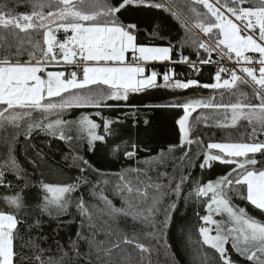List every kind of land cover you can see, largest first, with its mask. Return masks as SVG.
I'll use <instances>...</instances> for the list:
<instances>
[{"label": "snow or ice", "instance_id": "snow-or-ice-1", "mask_svg": "<svg viewBox=\"0 0 264 264\" xmlns=\"http://www.w3.org/2000/svg\"><path fill=\"white\" fill-rule=\"evenodd\" d=\"M152 10L181 20L185 35L173 43L155 17L129 16ZM150 62L171 66L161 73ZM178 65L192 76L176 72ZM207 65L215 66L213 82L192 78ZM161 87L211 89L220 100L128 103L133 94ZM225 92L235 101L225 102ZM125 107L129 112L120 117L103 115ZM161 107L183 109L180 142L141 157L149 151L141 133L152 123L137 114ZM85 108L95 109V117L71 115ZM197 109L212 111L190 119ZM129 113L134 128L143 126L135 139L122 127ZM201 124L243 127L242 139L205 143L193 135ZM0 131V188L6 190L0 193V264H153L161 248L168 264H181L173 244L184 249L182 264H264V220L235 203L246 201L264 215V0H187L183 9L177 0L2 3ZM55 140L92 153L106 147L136 166L115 174L110 196V174L80 147L57 160ZM173 160L179 166L169 172ZM217 163L228 170L216 179L195 174ZM65 166L79 174L63 178ZM189 203L204 207V214L195 213V233L174 218ZM172 229L177 236L169 242Z\"/></svg>", "mask_w": 264, "mask_h": 264}, {"label": "trees", "instance_id": "trees-1", "mask_svg": "<svg viewBox=\"0 0 264 264\" xmlns=\"http://www.w3.org/2000/svg\"><path fill=\"white\" fill-rule=\"evenodd\" d=\"M16 2V0H0V4L7 3L11 5L12 3ZM19 2L24 3L26 0H19ZM187 0H177V3L183 9ZM28 9L25 7H20L18 11H27ZM131 18H138L141 20H151L153 17L157 19L160 23L161 31L160 34L171 38L173 43H175L177 37H181L185 35V29L181 27V20L175 19L170 13L160 11V10H152L151 12H140L136 14H129ZM183 19V17H182ZM194 22V21H193ZM195 32V30H194ZM143 39V37H141ZM156 44H166L167 40H159L156 39L154 41ZM185 55H191L192 59H195V55L192 54L191 48H185L184 50ZM176 57H174L175 59ZM171 66V65H168ZM166 65H159L157 66V71L164 72L165 69L168 68ZM176 72L183 73L185 76H192L189 68L186 65H178L174 66ZM215 67L211 65H207L203 67V70L199 74V76H193L192 78H197L201 81V83H211L213 82L212 76L214 74ZM159 79V78H158ZM158 82L162 83V80ZM209 96H215L216 100H220V95L211 89H203V88H195V89H188V90H176V89H165V88H156V89H149L146 92L140 94H133L130 97V104L136 105H144V104H166L173 101V97L179 98V100H188L192 98H208ZM225 102H228L230 99L234 102L236 97H230L227 92L224 93L223 97ZM95 109L85 108V109H74L72 110L71 115L73 117H78L81 114H92L95 117ZM212 110H205V109H197L192 114V118L194 119L196 116L200 115L201 113L208 114ZM125 112H129L127 107L125 108H116V109H105L103 110V115L115 118L122 116ZM183 109L181 108H156V109H148L142 110L137 115L140 119L147 117L151 123L152 128L147 133H141V136L144 139V143L146 144L149 151L141 152V157L146 155H155L161 149H167L170 145H176L180 142L181 133L179 132V127L177 124L178 119L183 115ZM98 119V118H97ZM244 124L245 122H241ZM122 127L127 131L131 132L133 138H136V133L138 128H142V125H137V127L132 126V116L129 113V116L126 122L122 125ZM250 130V129H249ZM244 131L243 127H238V129H220L217 127H205L203 124L198 125L196 132L193 135H199L205 143L209 140L216 141V142H226V141H234L238 142L242 139L241 132ZM3 135V131H0V136ZM264 138V137H262ZM46 139L45 137L39 138L36 142L40 143L41 140ZM243 139H247L244 137ZM78 147L81 148V154L86 155V158L92 162L96 167L102 169L104 172L109 173L106 177L110 181L109 185L107 186V193L111 196L112 194V186L118 183V178L115 175L118 172L123 171L125 168L128 167H135V163L132 160H128L121 157H115L110 152L109 149L106 147H99L95 153L92 152H85L82 150V146L78 145L75 141L72 143H65L60 142L59 140H55L52 143V153L55 155L57 160L60 159V153H67L69 149L75 151ZM194 150H196V146H193ZM47 150V149H46ZM203 150V149H200ZM175 154L178 156L180 154V149H176ZM173 164L177 167L179 166L178 160L170 161L168 171H172ZM228 170V166L223 164L217 163L213 169L209 171H205L201 173L198 169L196 171V175L202 176L205 181L207 180H214L218 176L223 175ZM78 171L76 168H68L65 166L64 176L63 178H71L78 175ZM154 175V174H153ZM55 178V177H53ZM166 182V181H165ZM6 190L0 188V193H4ZM95 202V201H93ZM117 205H119L120 201L116 200ZM235 203L240 205L241 207H246L248 212L255 216L258 219L264 220V215L255 208H253L250 204L246 201L236 199ZM3 205L0 204V207ZM199 211L201 214H204V207L203 205L197 204L193 205L189 203L187 207L181 204L177 216L174 218L177 220L178 224H190L192 225V231L195 233L196 225L198 224L197 217L195 213ZM162 218V217H161ZM219 218V217H217ZM123 226V225H122ZM75 230L73 226L72 231ZM177 233L175 229L170 230V239L169 242H172L176 239ZM153 243H155L153 241ZM128 252H132L133 259H139V255L135 249L128 248ZM173 251L177 252V259L181 261L185 255L184 249L182 247L177 248L175 244H173ZM123 255V253L121 254ZM151 260L153 264H168V260L166 257L165 251L161 248L158 253L154 252L151 256Z\"/></svg>", "mask_w": 264, "mask_h": 264}, {"label": "crops", "instance_id": "crops-1", "mask_svg": "<svg viewBox=\"0 0 264 264\" xmlns=\"http://www.w3.org/2000/svg\"><path fill=\"white\" fill-rule=\"evenodd\" d=\"M163 64H169L168 62H163V63H161V62H150V65H163ZM158 81H159V79H158Z\"/></svg>", "mask_w": 264, "mask_h": 264}, {"label": "built area", "instance_id": "built-area-1", "mask_svg": "<svg viewBox=\"0 0 264 264\" xmlns=\"http://www.w3.org/2000/svg\"><path fill=\"white\" fill-rule=\"evenodd\" d=\"M211 66H213V67H215L214 65H211ZM154 67V66H153ZM156 70H157V67H154Z\"/></svg>", "mask_w": 264, "mask_h": 264}, {"label": "rangeland", "instance_id": "rangeland-1", "mask_svg": "<svg viewBox=\"0 0 264 264\" xmlns=\"http://www.w3.org/2000/svg\"><path fill=\"white\" fill-rule=\"evenodd\" d=\"M196 31V30H195ZM217 218V217H216ZM217 219H219V218H217Z\"/></svg>", "mask_w": 264, "mask_h": 264}, {"label": "bare ground", "instance_id": "bare-ground-1", "mask_svg": "<svg viewBox=\"0 0 264 264\" xmlns=\"http://www.w3.org/2000/svg\"><path fill=\"white\" fill-rule=\"evenodd\" d=\"M169 67V66H168ZM166 70V69H165Z\"/></svg>", "mask_w": 264, "mask_h": 264}]
</instances>
